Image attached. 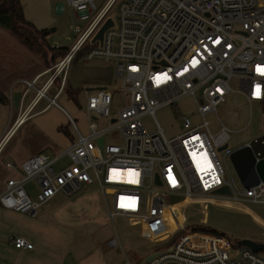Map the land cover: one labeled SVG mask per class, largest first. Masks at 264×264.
<instances>
[{
  "label": "built area",
  "instance_id": "built-area-1",
  "mask_svg": "<svg viewBox=\"0 0 264 264\" xmlns=\"http://www.w3.org/2000/svg\"><path fill=\"white\" fill-rule=\"evenodd\" d=\"M67 3L87 25L75 27L78 37L68 53L43 72L51 75L38 98L46 97L50 105H57L68 66L83 52L86 60L115 62L123 105L113 116L111 90L100 88L90 95L86 103L89 132L83 135L70 118L77 133L66 151L70 163L59 169L56 159L45 153L30 157L20 165L22 176L8 180L0 205L36 216L59 192L73 195L97 182L111 197L112 223L119 217L123 223L138 224L144 239L165 243L176 231L188 228V221L173 223L186 206L226 199L264 203V182L246 188L227 178L221 161L234 151L229 147L230 131L222 126L214 133L207 119L232 91L264 106V72L257 70L264 69V0H104L101 8L96 0ZM115 6L116 21L110 16ZM110 19L113 25L104 32L102 43L93 41ZM39 76L27 85L34 87ZM233 78L239 80L237 90L231 86ZM59 80L58 90L49 97V88ZM185 98L193 100L196 118L180 107ZM163 107H172L181 117L179 134L169 137L164 132L157 118ZM146 116L155 120L157 131L147 129ZM99 117L108 123L101 126ZM110 133L118 134L120 142H107ZM101 137L105 138L103 146L98 142ZM6 165L16 168L11 162ZM31 181L38 185L35 195L26 187ZM153 185L163 190L150 189ZM224 186L230 187V195L216 193ZM167 193L184 198L168 203ZM213 194L217 197H209ZM207 224L204 217L200 225ZM193 227L145 264H264V256L227 235ZM12 243L17 249L34 248L21 236ZM111 244L118 245V241Z\"/></svg>",
  "mask_w": 264,
  "mask_h": 264
},
{
  "label": "rangeland",
  "instance_id": "rangeland-1",
  "mask_svg": "<svg viewBox=\"0 0 264 264\" xmlns=\"http://www.w3.org/2000/svg\"><path fill=\"white\" fill-rule=\"evenodd\" d=\"M96 3L98 7L101 8L104 4V0H96ZM61 5L64 8L63 10H60ZM49 11L53 21L47 25L49 31L47 40L51 46L64 47L67 48V51L72 47L78 37L75 27L81 26L82 29H84L87 22L80 20L76 11L67 3V0H52ZM110 16L115 21L118 19L116 6L111 10ZM46 51L47 60L31 52L9 30L0 26V72L3 71L4 67L9 68V74L6 80H10L13 76H20L21 71L31 76L33 72L41 70L42 68H46L47 70L53 67L66 55H59L57 53L58 49L53 51L50 46L46 47ZM82 54L83 52L79 53L68 67H100L101 65L104 67L103 64L108 63V61L106 62L105 60L96 58L86 60L82 57ZM113 63H109L110 66L112 65L113 67ZM50 75L51 74L45 75L40 83H45ZM230 83L234 90L239 89L238 78H233ZM118 89L113 105V107L116 106L117 108L123 105L122 94ZM92 92L93 91H89V93ZM57 102L73 116L81 133L86 135L89 130L88 118L85 115V110L78 106L73 100H69L66 92L57 99ZM180 107L185 114L193 113L195 115L194 118L197 117L195 105L191 98L182 100L180 102ZM113 113L116 114L115 111ZM216 117L219 118L218 123ZM157 118L167 136L172 137L179 132L182 120L176 117L174 112L171 113L169 110L163 111L161 114L157 112ZM207 119H209L214 133L218 132L222 126L228 128L230 131L229 147L231 149H237L239 146L249 143L255 137L264 134L263 104L256 102L250 103L248 99L238 91L230 92L226 96V101L220 104L214 113L208 114ZM98 122L101 126L108 123L106 119L101 117H99ZM144 122L149 131L154 132L158 130L156 122L151 116H146ZM63 124L64 126L62 129L64 135H66V139L75 141L77 133L72 128L71 123H69L67 119V122H63ZM38 132L35 123L29 122L22 127L13 138L11 137L12 140L9 145H15L25 137H28L29 139H26V142L31 146H41L44 143V138L40 133L41 131L39 132L40 135H37ZM106 140L107 142L119 143L120 136L110 133L106 135ZM45 153L50 158L57 155L54 151H50L49 149L46 150ZM222 156L223 153H220L221 160ZM68 160V157L65 156L60 159V163H66ZM221 162L227 178L229 180H233L234 178L236 180L235 182L242 187V183L239 181L231 159L228 158ZM150 189L163 190L156 185L151 186ZM209 197L216 198L217 195L213 194ZM165 198L168 203H175L182 200L184 195L167 193ZM71 199L73 204L69 210L72 216L85 227V234L88 235V244L91 246L88 249L91 252L88 251L89 253L87 252L88 255L86 256L88 257L95 251L100 250L102 253L108 255V264H145L148 256L169 248L176 243L180 237L191 231L192 226L200 224L204 217L207 218L208 226L219 233L227 235L234 242L244 240V236L249 233L256 231L260 232L262 226L255 221L251 214L252 211L255 216L264 221V203H251L248 201L226 199L225 203L211 202L207 205L193 204L186 206L183 212L177 218L173 219V223L188 221V228L186 230L176 231L172 238L165 243H154L144 238L132 239L119 237L118 230L122 223V219L119 217L115 219L117 227V231H115L106 205V199L110 200L111 197L108 196L106 198L97 182H94L90 186H85L77 194L72 195ZM186 202L178 203L175 207L179 208ZM140 228V225L131 224L129 222H125L123 226L124 231L130 234H138ZM113 238L118 240L119 244L107 246V241ZM259 253L264 256V252Z\"/></svg>",
  "mask_w": 264,
  "mask_h": 264
},
{
  "label": "crops",
  "instance_id": "crops-1",
  "mask_svg": "<svg viewBox=\"0 0 264 264\" xmlns=\"http://www.w3.org/2000/svg\"><path fill=\"white\" fill-rule=\"evenodd\" d=\"M51 1L21 0L25 17L33 22L37 28L47 29V25L53 21L49 11ZM96 59L101 60V58ZM105 61L107 62V60ZM113 62L112 60L108 61V63L103 64L104 67L102 65L100 67H69L62 94L66 92L69 100H73L85 110L88 121L89 114L86 103L88 97L95 91L100 88H107L113 92L115 100L119 84L115 77V62ZM109 63H113V67ZM44 71L46 68L33 72L31 76L21 71L20 76H13L10 80H6L9 74L8 67H4L3 71L0 72V90H2L0 94L4 97H0V195L5 191L10 178L22 176L20 165L36 154L45 153L48 149L54 151L57 155L52 159H56V167L59 169L70 163L66 151L75 143L76 139L75 141L66 139L62 128L63 122L66 123L68 119L71 123L70 118L73 116L58 102L57 105H50L48 98H38V92L44 84H41L40 81L47 75H43ZM38 76L35 86L29 87L27 81H33ZM59 86L60 80L49 88L48 96L53 97ZM68 88L77 90L76 100L70 96ZM89 91L93 92L89 93ZM17 93H21L19 104H15ZM119 108L113 107V112H116V114L113 113V116L117 115ZM167 110L171 113L174 112L172 107H163L158 110V113L161 114ZM179 118L181 119V117ZM29 122L35 123L37 132L41 131L44 143L34 147L26 142V139L29 138L25 137L17 144L10 146L13 136ZM182 129L183 122L177 134ZM39 132L37 135H40ZM65 156L69 160L66 163H60V159ZM7 162L14 163L16 168L7 167ZM26 187L32 195L38 191V185L34 181L29 182ZM105 196L107 198L109 195L105 194ZM71 197L72 195L59 192L51 201L39 209L36 216L13 211L0 205V264H108V255L100 250L88 257L86 256L91 252L88 250L91 246L88 244L85 227L72 216L69 210L73 204ZM109 201L106 199L107 210ZM251 214L262 228L260 232L249 233L244 238L264 243V221L255 216L253 211ZM124 224L122 222L118 230L120 238H143L141 226L138 234H130L124 231ZM112 225L117 231L116 222ZM16 236L28 239L34 244V248L17 249L12 243V239ZM114 239H109L106 245L115 246L111 244Z\"/></svg>",
  "mask_w": 264,
  "mask_h": 264
},
{
  "label": "water",
  "instance_id": "water-1",
  "mask_svg": "<svg viewBox=\"0 0 264 264\" xmlns=\"http://www.w3.org/2000/svg\"><path fill=\"white\" fill-rule=\"evenodd\" d=\"M113 25L110 19L99 31L93 41L99 39L102 43L104 32L107 28ZM21 100V93L15 95V104H19ZM115 120V119H113ZM104 137L99 138L100 146H103ZM226 148V145L221 148ZM237 176L246 188H251L264 182V134L255 137L249 143L239 146L231 154L230 157ZM157 183L161 184L159 175H157ZM218 194L230 195L231 189L224 186L216 191ZM239 244L250 247L255 252H264V243L256 242L250 239H244L238 242ZM154 255H150L147 259H151Z\"/></svg>",
  "mask_w": 264,
  "mask_h": 264
},
{
  "label": "trees",
  "instance_id": "trees-1",
  "mask_svg": "<svg viewBox=\"0 0 264 264\" xmlns=\"http://www.w3.org/2000/svg\"><path fill=\"white\" fill-rule=\"evenodd\" d=\"M0 26L9 30L16 38L31 52L42 56L47 60L46 47L50 46L53 51L58 49L57 53L67 54L69 49L64 47L51 46L47 40L49 35L48 29H39L37 26L29 21L24 14V6L21 0H0ZM70 96L76 100L77 90L68 88ZM1 98H4L0 94ZM193 227V226H192ZM193 230L198 231H213L208 225H196Z\"/></svg>",
  "mask_w": 264,
  "mask_h": 264
},
{
  "label": "snow or ice",
  "instance_id": "snow-or-ice-1",
  "mask_svg": "<svg viewBox=\"0 0 264 264\" xmlns=\"http://www.w3.org/2000/svg\"><path fill=\"white\" fill-rule=\"evenodd\" d=\"M195 63V62H194ZM258 71H261V72H264V69H262V68H258L257 69ZM157 79H160V78H157ZM257 92H259V89H257ZM210 166V165H209Z\"/></svg>",
  "mask_w": 264,
  "mask_h": 264
}]
</instances>
